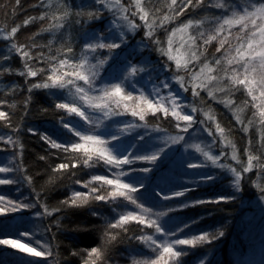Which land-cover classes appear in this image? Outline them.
<instances>
[{"label":"snow or ice","instance_id":"obj_1","mask_svg":"<svg viewBox=\"0 0 264 264\" xmlns=\"http://www.w3.org/2000/svg\"><path fill=\"white\" fill-rule=\"evenodd\" d=\"M20 7L21 0H15L13 17ZM32 7L38 15L0 28L7 48L0 78L22 77L26 85L12 82L0 89V152L10 154L0 173H24L23 181L33 183L21 134L26 129L36 135L25 121L35 90H44L52 97L60 136L40 134L47 148L38 159L58 161L49 165L50 183L68 179L82 190L70 189L51 208L35 188L34 200L0 195V216L35 209L30 223L36 224L65 209L89 208L101 221L94 226L100 242L69 252L79 264H111L113 249L125 240L150 252L133 250L130 264H184L189 250L223 239V226L195 233L198 221L177 222L176 214L235 203L246 174L264 175V0H38ZM33 23L40 24L39 31L20 41L18 33ZM44 33L50 38L38 43ZM126 49L132 51L122 56ZM13 56L18 69L6 64ZM213 104L231 114L228 124ZM149 117L167 121L171 131L158 124L150 128ZM236 132L247 138L242 152L233 139ZM177 153L181 158L173 162L186 179L173 184L162 173L153 183L162 162ZM98 166L100 174L77 178L78 171ZM209 168L228 172L232 190L211 199L192 197L217 179L204 171ZM20 182L0 178V185ZM253 187L264 208V184ZM94 205L110 206L112 215L103 216ZM133 227L138 231L131 232ZM49 231L51 225L45 226ZM35 235L32 229L18 230L29 242L0 239V245L57 264L51 244L33 240ZM206 262L207 254L198 264Z\"/></svg>","mask_w":264,"mask_h":264},{"label":"trees","instance_id":"obj_2","mask_svg":"<svg viewBox=\"0 0 264 264\" xmlns=\"http://www.w3.org/2000/svg\"><path fill=\"white\" fill-rule=\"evenodd\" d=\"M38 3V0H21V7L16 9V14L13 17L12 11L15 6V0H0V28L11 27L13 19L16 23H21L26 16L38 15L39 9H35L32 5ZM203 15V12L199 13ZM40 24L33 23L22 28L18 33L20 41L27 40L33 33L39 31ZM49 35L44 33L41 37L37 38L38 43H46L49 39ZM140 37L137 36L135 41H139ZM135 41L133 44H135ZM131 49H126L121 55H127L131 52ZM7 52L6 42L0 39V57ZM144 55H148L147 52ZM155 60V54L150 57ZM13 68H20L21 64L17 57L13 56L11 61L6 62ZM12 82L24 85L22 77L10 76L0 78V89L5 85H10ZM3 93L0 92V97ZM27 95V92L21 93L17 100L22 101ZM33 105L31 114L26 118V127H31L36 131V135H32L25 131L21 134V139L25 144L24 162L27 169L26 174L32 176L33 183L29 185L23 181L24 173H15L17 180L21 182L24 187V191H20L18 184L0 185V195H4L8 199L21 200L23 194H28L30 200L35 199V193L32 191L35 188L36 192L41 194L42 202H45L49 207L58 205V202L70 194V189H80L79 185H74L68 179L62 181L57 180L49 182V165L54 166L56 161L55 157H51L46 161H40L38 157L45 155V149L47 146L43 141L39 139L41 133L52 135L53 138L60 136V126L58 124L57 114L52 110V97L44 90H35L33 95ZM211 103V102H210ZM212 107L218 113V118L224 124H228L231 120V114L223 107V105L213 104ZM40 108H49V112L41 113ZM250 115V114H249ZM162 128L171 127L167 121L156 120L149 117V127L153 128L156 125ZM143 131V130H140ZM255 140L254 129L249 133ZM237 144V148L242 152L247 142V138L242 132H236L233 136ZM151 143V140H148ZM54 151V150H53ZM8 152H0L1 157H9ZM181 158L180 153L169 160L162 162L160 168L156 171L153 183H159V177L163 173L173 184L179 183L182 179H186L181 175L182 170L173 161H178ZM190 158V157H187ZM232 164L231 160L226 161ZM212 171L213 175L217 176L215 182L204 184L199 190L190 194L192 197H199L204 199H211L219 194H226L230 192L231 175L226 171H222L216 168H209L204 171ZM100 174L103 172L99 166L96 169L85 168L82 171L77 172V178L87 180L90 173ZM192 175H196L193 174ZM253 183L264 184V175H257L255 171L245 175L243 181V193L238 197L235 203L227 205H203L196 208L184 209L182 212L176 214V221L179 222L189 221L196 219L198 223L191 230L198 233L203 230H213L223 226L226 231V236L220 241L216 242L210 248L198 247L194 250H189V255L184 257V264H198L199 260L207 254L208 262L206 264H256L258 260L264 258V208L257 202V191L253 187ZM18 185V186H17ZM25 192V193H24ZM258 204V205H257ZM96 210L103 216H110L111 207L104 205H94ZM34 211L26 210L23 212L11 213L6 216H0V239H21L23 237L18 236V230L23 231L30 229L34 220ZM19 220H15V219ZM57 221L59 222V228L56 227ZM255 222H258L254 227ZM40 227V232L37 234L42 238L43 243L51 244L53 251L57 254V264H79L78 257H69V252L76 249L89 248L99 244L100 232L94 229L99 227L101 221L97 217L91 215V210L87 207L80 209H65L63 212L57 214L53 213L52 216L44 218L43 222H36ZM51 225V231L44 232V227ZM30 226V227H29ZM79 228V230H76ZM251 228L253 233H249L247 230ZM131 232L138 231L134 227L130 229ZM257 236V237H256ZM260 240L259 246L257 241ZM257 242V243H256ZM2 246V245H0ZM8 246V245H7ZM143 251L145 255H149V250L139 245L136 241H123L115 246L111 256V264H130L129 253ZM261 255V258H260ZM12 251L7 248L0 249V264H41L35 262L33 259L26 256H20L17 259H13ZM13 259V260H12ZM258 259V260H256ZM52 261V259H51ZM43 264H47L45 261ZM259 264H264V259L259 261Z\"/></svg>","mask_w":264,"mask_h":264},{"label":"rangeland","instance_id":"obj_3","mask_svg":"<svg viewBox=\"0 0 264 264\" xmlns=\"http://www.w3.org/2000/svg\"><path fill=\"white\" fill-rule=\"evenodd\" d=\"M190 152H191V150H190ZM183 156H184V158H187V157H190V155H189V153H184L183 154ZM7 158L8 157H1L0 158V165H2V164H4V163H6V161H7ZM207 172H210L211 174H213V172L212 171H207ZM224 172V171H223ZM193 174H196L195 173V171H193ZM227 175H229L230 176V174H227ZM0 178H8V179H16V176L13 174V173H8V174H3V173H0ZM15 184H18V183H15ZM19 185V187H20V190L18 191V192H20V191H24V187L21 185V184H18ZM17 185V186H18ZM12 186H14V184L12 185ZM25 193V192H24ZM24 196H22L21 197V199H22V201L23 200H25V198H29V196H28V194H23ZM259 204V203H258ZM257 204V205H258ZM26 211V210H25ZM31 211V210H30ZM23 212V211H22ZM15 220H19V219H15ZM254 224V227H256V225L258 224V222H255V223H253ZM38 225V223H36V224H32L31 225V227H30V229H32V230H34L35 232H36V235H35V237L33 238V240L34 239H38L39 238V236L37 235V234H39V232H40V227H39V225ZM249 233H253V231H252V229L251 228H249L248 230H247ZM257 237V236H256ZM40 240L42 241V238L40 237ZM20 241L22 242V243H27V242H29V240H28V238L27 237H23V238H21L20 239ZM258 242V243H257ZM256 243H257V246H259V244H260V240L259 241H257ZM3 248H7L8 250H10V251H12V258L13 259H17L18 257H19V255L20 256H26V257H28V258H31V259H33L35 262L37 261V262H39V261H43V262H40L41 264H43L46 260H45V258H43V257H31V256H29L27 253H21L18 249H14V248H11L10 246H7V245H2V246H0V249H3ZM260 258H261V255H260ZM12 259V260H13ZM51 257H49V258H47V264H51ZM264 258H261L260 260H258V259H256V260H258V262L256 263V264H259V261H262Z\"/></svg>","mask_w":264,"mask_h":264}]
</instances>
